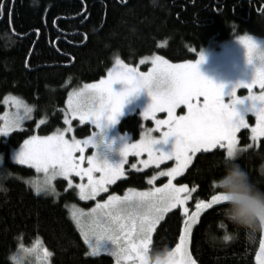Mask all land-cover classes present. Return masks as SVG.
I'll list each match as a JSON object with an SVG mask.
<instances>
[{
    "label": "trees",
    "instance_id": "obj_1",
    "mask_svg": "<svg viewBox=\"0 0 264 264\" xmlns=\"http://www.w3.org/2000/svg\"><path fill=\"white\" fill-rule=\"evenodd\" d=\"M0 115L7 96L23 99L34 110L25 129L0 139V264H15L21 248L37 241L51 254L52 264H114L108 255L92 257L68 206L76 193L58 180L59 198L38 194L29 180L32 168L14 164L11 156L31 135H49L64 127L69 93L105 77L117 57L131 66L145 56L161 55L172 63L194 61L212 46L249 34L264 37V0H0ZM195 49V51H193ZM147 69L146 65L142 66ZM44 123L37 127V122ZM252 119V118H251ZM92 127H77V136ZM141 120L133 114L119 132L139 138ZM250 130L240 132V145L251 143ZM226 151L198 153L176 183L195 188L196 198L210 200L220 191L212 181L222 172ZM133 160V158H131ZM237 162L264 189V138L243 152ZM152 171L127 166L126 177L108 194L148 187ZM160 180L158 183L161 184ZM161 182V183H160ZM223 204L206 210L195 226L191 256L196 264H256L263 238L258 228L249 238L221 214ZM184 223L180 209L166 214L156 227L149 253L179 243ZM239 231L235 240L225 235Z\"/></svg>",
    "mask_w": 264,
    "mask_h": 264
},
{
    "label": "snow or ice",
    "instance_id": "obj_2",
    "mask_svg": "<svg viewBox=\"0 0 264 264\" xmlns=\"http://www.w3.org/2000/svg\"><path fill=\"white\" fill-rule=\"evenodd\" d=\"M238 39L247 50L249 63H253V53L260 52L261 66L256 67L254 64L252 79L233 87L228 93L231 96L230 101L225 102L222 84L214 83L199 71L198 65L204 60L201 53L195 62L189 60L183 63H170L161 55L145 56L141 63L150 60L152 64L146 73L125 64L117 57L115 66L109 70L107 78L85 84L71 93L67 101L68 111L72 116H79L81 122L90 120L98 132L84 141L76 139L75 136L70 140L66 139L64 133L72 127L66 113L65 123L68 128L57 129L53 134L43 137L31 135L23 141L14 159L21 165H31L37 172L44 173L43 183L35 186L37 193L56 194L52 180L56 176L67 178L71 173H75L82 179L87 177V183L76 185L82 200L95 198L98 193L106 192V185L124 174L122 165L129 152H134L136 156L146 152L148 159L141 161L145 167L150 163L159 164L161 160L175 158V166L148 177V183L151 185L157 176L166 175L167 182L159 187L153 186L142 191L129 188L123 196L113 193L106 200L97 201L95 206L88 210L72 206L71 217L80 228L84 242L90 249V253L86 252L85 255H96L105 251L116 258V264L129 260H132L133 264L137 261L138 264H146L145 257L153 230L169 209L179 205L184 214L180 242L174 250L167 253L163 264H196L187 249L192 225L203 209L225 201L227 197L222 191H218L210 200L196 198L195 210L189 213L186 201L193 198L192 193L196 189L189 188L184 183H173V178L185 170L191 162L192 154L201 149L226 147V157L240 151L237 148L236 133L239 128L246 127V120L245 116L237 112L235 105L243 103L245 99L250 101L247 111L254 112L257 117V124L251 130L253 140L264 136V92L243 98L235 95L237 88L246 86L251 89L255 83H259L264 89V48L258 46L250 35L240 36ZM117 81L125 85L119 92L113 90V84ZM141 89L146 90L151 97V103L142 116L155 118V113L166 110L167 119H155V125L157 128L166 125L167 130L159 138L152 136L151 130H148L142 133L141 139L135 143H125L120 149V162L113 165L103 158L100 152V145L103 143L102 130L109 124L117 123L126 99ZM199 97H203V100L200 101ZM13 101L19 107V99L14 97ZM181 104L187 106V114L174 115L175 109ZM31 110L32 106H25L26 113ZM20 119L19 113L12 118L6 117L5 124L0 126V133L7 135L13 127H20ZM170 136L175 137L171 152L154 148L158 139L167 140ZM88 145H91L95 152L87 156L88 167L85 168L81 166V162L85 160L83 153ZM77 150L81 153L79 157L73 155ZM132 167L135 168L136 165L133 164ZM95 171L101 175L95 177ZM68 183L71 185L72 181L69 179ZM212 184L216 186L215 179ZM223 239L228 240L229 236L225 235ZM102 240L110 241L111 247H101ZM45 254L48 255L47 250ZM256 260L257 264H264V238L260 241Z\"/></svg>",
    "mask_w": 264,
    "mask_h": 264
},
{
    "label": "rangeland",
    "instance_id": "obj_3",
    "mask_svg": "<svg viewBox=\"0 0 264 264\" xmlns=\"http://www.w3.org/2000/svg\"><path fill=\"white\" fill-rule=\"evenodd\" d=\"M244 35H249V34H244ZM244 35H240V36H244ZM240 36H236L230 41H226V42L220 43L218 45L212 46L209 49L201 52V54L204 56V60L202 62H200L198 65L199 71L201 72L202 75H204L208 79L212 80L214 83L222 84L224 86L223 92L225 93V95H224L225 102L231 100V96H229L228 93H230L232 91L233 87L236 84H238L240 82L247 83L252 79V76H253L254 71H255L254 64L256 67L261 66L259 63V59H260V52L259 51H255L253 53V55H252L253 63L248 62L247 50L244 47V45L238 39V37H240ZM250 36H252V35H250ZM252 37L257 42L258 46L264 48V37H262V38L255 37V36H252ZM197 59H199V56ZM196 60H194L193 62H195ZM170 63H172V62H170ZM143 65L147 66L146 70L142 69ZM114 66H115V62L110 69H112ZM132 67L137 68V70L140 72L146 73L152 67V64H151L150 60H146L144 63H141V61H140L139 65L132 66ZM108 72H107L106 76L103 78H107ZM98 81H95V82H98ZM95 82H92V83H95ZM86 84H91V83H86ZM84 85L85 84H83L80 88H82ZM124 87H125V85L123 84V82L117 81L116 83L113 84V90L117 91V92L121 91ZM75 90H77V89H75ZM75 90H72L69 93V95L71 93H73ZM261 92H264V89H262L260 87L259 83H255V84H253L251 89H249L246 86H241V87L237 88L235 95L237 97L243 98V97L249 96L250 94L259 95ZM13 98H14V96H7L3 101V104L5 106V111L0 115V126H3L5 124V118L6 117L12 118L17 113H19V115L21 117V119H20V125L21 126L20 127H13L12 130L7 135L0 133V139L8 137L9 135H11L15 131L25 129L27 127V124L30 121H32L34 118L33 108H32L30 113H26L25 112V106L26 105L29 106V105L23 99L15 97V98H18L19 102H20L19 107H18L16 105V103H14ZM68 99H69V96H68ZM68 99H67V101H68ZM198 99L200 101H202L203 97H199ZM150 103H151V97L148 95V92L144 89L139 90L137 93H134L133 95L129 96L126 99V102H125V104L121 110V115L118 117L117 123L109 124L107 127H105L102 130L103 143L100 145V152L102 154V157L107 159V161L109 163H111L113 165L119 163L121 158H122L121 153H120V149L124 146L125 143H135L136 141L140 140L142 133H145L148 130H151V135L159 138L160 136L163 135V132L167 130L166 125H162L159 128H157L155 125V119H167L168 114H167L166 110L155 113V118L142 116L143 111L148 107V105ZM249 106H250V101H248L246 99L244 100L243 103H238L235 105L237 112L240 115L245 116V120H246V127L239 128L237 130V133H236L237 148L240 150V151H238L239 154H238L237 158L246 150L257 147L260 143V140L262 138H264V136L257 137L256 140H253V138H252V131L251 130L257 124V117H256L254 112H248L247 111ZM187 112H188L187 106L181 104V105H178L177 108L175 109L174 115H176V116L186 115ZM66 113H67L68 119L71 120V123H72L71 130L64 133L66 139L70 140L73 136H75L76 139L84 141L88 137L92 136L93 133L99 131L96 128V126L91 123L90 120H85L84 122H81L79 119V116L73 117L71 112L68 111V103H66L65 114ZM133 114L138 115L140 120H141V131H140L139 138L137 140H133L131 138V136L128 134H122L119 132L120 122L125 117L133 115ZM24 117H26V118H24ZM41 121H43V122H41ZM43 123H44V118L38 120L37 127H40ZM64 123H65V118H64ZM84 125H90L93 128L92 132L90 135H88L86 137L79 138L77 136L76 129L78 126L81 127ZM64 128H68V125L66 123H65L64 127L61 129H64ZM243 130H250V133H251V135H250L251 143L249 144L250 147H247V148L242 147L240 145L239 134ZM53 133H51V134H53ZM51 134H49V135H51ZM36 135L41 136L38 134H36ZM46 136H48V135H46ZM41 137H43V136H41ZM174 144H175V137L170 136L167 138V140H159L158 139V143L156 145H154V148L157 150H160V151L171 152L174 148ZM225 144H226V142H225ZM20 147L18 149L14 150L12 153V156H11L12 162L14 164H17V165H21V164H19V162L16 161L14 159V157L19 152ZM217 148H220V147L217 146L216 148L209 149V150L201 149L199 152L192 154L191 162L188 164V166L185 168V170L179 176L173 178V183H176V180L178 178H180L183 174L186 173V171L192 165L194 158L198 153L213 151ZM221 149H224L225 151H227L226 147L221 148ZM94 152H95V149L91 145H88L85 147V150L83 153V155L85 156V160L83 162H81L82 167H85V168L88 167L87 156L92 155ZM73 155L76 157H79L81 155V153L79 152V150H77L76 152L73 153ZM131 158H133V160H131ZM147 159H148V154L146 152H142L139 156H136L134 152H129L128 156L125 158V163L122 165L124 174L122 176L117 177L116 180L113 181L112 183L106 185L107 191L98 193L95 198H90L88 200H82L80 198L79 189L76 187V185H78L80 183H87V177L85 176L82 179L80 176H77L75 173H71L70 176L67 178L63 177V176H56L52 180V184L55 186V189H56V194L44 193V192H40L38 194H40L42 196H46V197L59 198L60 193L57 189L56 182L58 180H65L67 182L66 190L74 191L76 193L78 200H79V203H71L70 206H68V210H69L70 217H71L73 205H76L77 209L83 208L85 210H88V209L93 208L97 201L106 200L107 197L110 195L108 193L110 191L111 186H113L116 182H118L119 180H122L126 177V170H127L128 165L130 166V169H132L134 171H139V172H146L148 170L152 171L150 176H149V177H151L155 172L162 171L166 168L173 167V166H175V163H176L175 158L173 157V158L168 159V160H161L159 164L150 163V164H148L147 167H145L141 163V161L147 160ZM133 164L136 165L135 168L132 167ZM21 166L32 168L35 171L36 176L34 178H32L31 180H29V185L34 190H35V186L37 184L43 183L44 173L42 171L37 172V170L31 165H21ZM93 175L95 177H99L101 175V173H99L98 171H95L93 173ZM69 179L72 181L71 185H69V183H68ZM167 179H168V177L166 175L165 176H157L156 179L153 180L151 185L148 183L147 188H150L153 186L159 187L161 184L166 183ZM160 180H164V181H162V183L160 182L161 184H159L158 182ZM189 188H191V187H189ZM144 189H146V188H144ZM144 189H137V190L142 191ZM194 192L192 193V197H193ZM123 195H118V196H123ZM191 201H192V199L186 201V205L189 208V213H191L192 211L195 210V208L192 209L190 207ZM223 203H224V201L218 202L217 204H214L211 207L203 209L201 211L200 217L192 225V230H191V233L188 237L187 249H188V252L190 254H191L190 245H191L192 233H193L195 226L199 223L202 214L206 210H208V209H210L216 205L223 204ZM176 209H180L182 214H183L182 209L178 205L177 208L169 209V211L164 214L163 218L166 216L167 213H169L173 210H176ZM163 218L157 223L156 227L163 220ZM71 219H72V217H71ZM156 227H155V229H156ZM155 229L153 230L151 241H150L148 248H147V253H149V248H150V245L152 242V238H153V234H154ZM79 230H80V228H79ZM262 231H263V238H264V228H262ZM93 242H95V241H93ZM100 245H101V247H111V242L107 241V240H102V241H100ZM88 248H89V246H88ZM45 250H47V249H45L43 247L41 242L37 241L30 248H21L18 251V253L14 256L13 261L15 264H52L51 254L47 250L48 255H46ZM89 253H90V249H89ZM89 255L92 257H98L101 255H108V256L113 257L114 264H116V258L114 256H112L110 252L100 251L96 255H92V254H89ZM122 264H133V261L132 260L123 261ZM136 264H138V261L136 262ZM256 264H257V260H256Z\"/></svg>",
    "mask_w": 264,
    "mask_h": 264
},
{
    "label": "clouds",
    "instance_id": "obj_4",
    "mask_svg": "<svg viewBox=\"0 0 264 264\" xmlns=\"http://www.w3.org/2000/svg\"><path fill=\"white\" fill-rule=\"evenodd\" d=\"M238 154L223 160L222 172L214 179L217 188L227 197L221 208L222 216L243 229L250 238L258 228L264 227V189L258 187L249 172L237 162ZM239 236V231L233 232L228 240ZM166 255V246L146 253V264H163Z\"/></svg>",
    "mask_w": 264,
    "mask_h": 264
}]
</instances>
